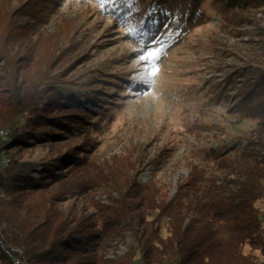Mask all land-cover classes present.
<instances>
[{
  "label": "rangeland",
  "instance_id": "1",
  "mask_svg": "<svg viewBox=\"0 0 264 264\" xmlns=\"http://www.w3.org/2000/svg\"><path fill=\"white\" fill-rule=\"evenodd\" d=\"M120 3L0 0V42L18 94L32 100L20 119L23 139L2 151L0 164L37 165L29 172L49 181L42 190L2 193V223L30 231L54 215H91L96 201L116 196L113 184L132 177L172 195L206 153L253 139L256 122L232 107L264 69V5L225 11L208 1L199 22L169 20L142 46L132 36L137 18ZM148 53L157 58L142 60ZM2 59L0 96L8 98L9 61ZM45 129L57 135L44 136ZM45 162L55 164L57 177L45 179ZM130 243L126 238L110 255Z\"/></svg>",
  "mask_w": 264,
  "mask_h": 264
},
{
  "label": "trees",
  "instance_id": "2",
  "mask_svg": "<svg viewBox=\"0 0 264 264\" xmlns=\"http://www.w3.org/2000/svg\"><path fill=\"white\" fill-rule=\"evenodd\" d=\"M208 1L225 11L264 5V0H121L120 5L137 18L132 36L145 46L169 20L199 22ZM5 42H0V56L9 61L4 78L9 97L0 96V131L9 132L0 140V156L23 139L20 119L32 106L30 97L18 94ZM254 73L232 107L256 122L253 139L206 153L172 195L165 185L140 184L132 177L113 184L116 196L109 195L107 204L96 201L91 215L72 220L54 215L30 231L0 221V264H264V69ZM50 120L64 126L59 118ZM54 131L41 134L57 135ZM38 133L33 132L35 138H41ZM53 162L43 163L46 180L58 176ZM36 166L18 160L7 168L0 164V205L2 193L48 185L29 172ZM128 237L127 250L111 256L110 250Z\"/></svg>",
  "mask_w": 264,
  "mask_h": 264
},
{
  "label": "snow or ice",
  "instance_id": "3",
  "mask_svg": "<svg viewBox=\"0 0 264 264\" xmlns=\"http://www.w3.org/2000/svg\"><path fill=\"white\" fill-rule=\"evenodd\" d=\"M155 58H157L155 53H148L147 55H144L141 57V59L146 62L151 61L152 59H155Z\"/></svg>",
  "mask_w": 264,
  "mask_h": 264
},
{
  "label": "bare ground",
  "instance_id": "4",
  "mask_svg": "<svg viewBox=\"0 0 264 264\" xmlns=\"http://www.w3.org/2000/svg\"><path fill=\"white\" fill-rule=\"evenodd\" d=\"M8 132H9V131H7V130H2V131H0V137L3 138V139H5L6 136H8Z\"/></svg>",
  "mask_w": 264,
  "mask_h": 264
},
{
  "label": "built area",
  "instance_id": "5",
  "mask_svg": "<svg viewBox=\"0 0 264 264\" xmlns=\"http://www.w3.org/2000/svg\"><path fill=\"white\" fill-rule=\"evenodd\" d=\"M8 136H6V138H7ZM138 264V263H137Z\"/></svg>",
  "mask_w": 264,
  "mask_h": 264
}]
</instances>
